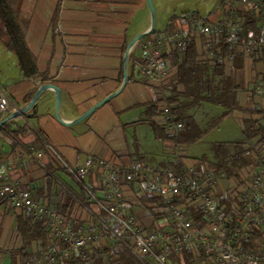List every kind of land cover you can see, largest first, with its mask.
Here are the masks:
<instances>
[{"label":"crops","instance_id":"crops-1","mask_svg":"<svg viewBox=\"0 0 264 264\" xmlns=\"http://www.w3.org/2000/svg\"><path fill=\"white\" fill-rule=\"evenodd\" d=\"M227 2L225 0L223 6ZM148 6L147 0H23L20 16L27 22L25 41L35 57L37 77L24 76L17 55L0 41V85L8 87L19 109L30 104L41 85L53 84L61 91L60 120L55 111L56 93L49 89L29 110L28 122L25 117L16 120L31 128L22 138L23 146L9 152L0 135V171L5 164L13 165L11 176L48 206L58 209L65 203L72 204L78 224L95 221L98 209L95 205L94 210L79 205L78 183L56 166L51 152L46 150L43 159H31L21 166V155L30 147L45 150L48 143L70 165H79L88 159L115 161L124 166L145 162L174 174L181 171L179 164L203 163V156L191 160L187 153L189 147L177 139L166 141L157 137L154 124L162 126L160 104L158 114L150 117L146 113L159 101L161 87L154 79L144 77L140 45H131L137 36L152 27ZM55 18L56 26L53 25ZM193 44L203 58L208 56L204 42L196 39ZM235 65V61L229 67L226 65V73L240 79V70L235 69ZM263 77L264 61L255 62L247 57L245 85L239 92L244 107L264 111V94L253 90ZM114 94L78 122L94 106ZM199 112L196 118L201 123L206 116ZM234 116L241 126L243 114ZM0 117H3L1 111ZM97 177L92 176L88 182L98 183ZM3 180L0 174V183ZM232 183L222 181L223 191L231 188ZM146 192L142 183L127 186L125 212L131 214V203H134L136 217L144 225H150L153 223L150 215L149 218L139 215L145 210L140 207V199L146 197ZM97 195L102 197V191L98 190ZM154 205L149 203L146 208H155ZM87 212L92 216L88 214L85 218ZM27 218L25 211L13 209L0 200V264H23L28 256L43 251L52 242L47 230V238H38L34 237L38 233L29 227L28 235L32 237L24 239L19 225Z\"/></svg>","mask_w":264,"mask_h":264},{"label":"built area","instance_id":"built-area-1","mask_svg":"<svg viewBox=\"0 0 264 264\" xmlns=\"http://www.w3.org/2000/svg\"><path fill=\"white\" fill-rule=\"evenodd\" d=\"M228 1L222 19L217 22L190 14L182 27L155 33L139 43L143 75L161 87V125L175 139L183 124L177 121L170 103L169 89L177 71L169 65L168 57L185 52L196 39H203L206 57L212 61L222 55V44L230 47L231 52L224 59L228 67L234 64L236 54L253 59L264 49V0ZM248 14L258 20V36L250 31L244 37ZM253 90L264 94V79ZM0 111L4 116L20 112L8 87L2 85ZM46 150L54 155L56 166L66 170L83 187L106 219L74 226L56 207L35 198L24 183L11 176L13 165L5 164L0 171L4 178L0 183V200L13 209L25 211L58 241L30 255L23 264H94L92 248L109 236L157 264H264V245L261 249L247 247L255 234L264 229V153L257 159L256 170L250 177L244 171V185L225 191L223 198L230 194L236 200L228 206L218 197L219 172L205 163L179 164L181 171L174 174L145 162L124 166L115 161L88 159L70 165L47 143L45 150L32 146L24 152L21 166L31 159H43ZM92 176L97 177L98 183L88 182ZM134 183L144 184L161 201L170 215L167 227L163 224L162 230H146L125 212L126 187ZM98 190L102 191V197L97 195ZM190 254L193 260L188 262Z\"/></svg>","mask_w":264,"mask_h":264},{"label":"trees","instance_id":"trees-1","mask_svg":"<svg viewBox=\"0 0 264 264\" xmlns=\"http://www.w3.org/2000/svg\"><path fill=\"white\" fill-rule=\"evenodd\" d=\"M22 1L0 0V41L9 51L17 55L24 76L37 77L39 74L35 57L25 41L27 22L20 16ZM224 2L225 0L223 4ZM56 20L55 18L54 26H56ZM258 30V20L253 15L248 14L244 37L247 38L250 31L258 36ZM230 52V47L222 44V55L214 61L207 57L203 58L194 44L185 52H175L169 59V65L175 68L177 72L169 92L171 93L170 103L173 104L177 121L183 124L177 140L180 144L188 147L199 144L210 131L218 128L235 113L243 114L240 119L243 137L234 142L212 143L209 148L210 155L201 158L210 168L217 170L225 181L228 183L237 182V187H241L245 182L243 172L251 165L255 147L260 150L264 149V111L250 109L241 104L239 92L245 85L244 70L247 56L244 54L235 55V69L240 70L241 74L240 79H238L237 75H227L226 73L227 66L224 59ZM253 59L255 62L264 61V49L259 56H255ZM159 104L160 101H157L154 106L148 108L146 113L150 117L158 114ZM206 105L218 106L224 111L220 115L212 117L206 126H203L197 120L196 113L204 109ZM4 119L5 117H0V121ZM16 120H12L0 128L1 138L4 144L9 147V152L23 146L22 138L31 132L27 123L20 125ZM154 129L159 139L175 140L173 136L166 133L163 126L154 124ZM249 143H255V146L248 148ZM79 188V205L84 208H91V201L83 187L79 185ZM221 201L230 206L236 200L228 194ZM159 202V199L147 195L140 199V207L144 209L149 203L156 204ZM58 210L74 225L78 224L79 221L75 218L77 212L74 211L72 204L65 203ZM149 211H151L150 216L156 219L162 214V211H155L154 209ZM27 227L30 228L29 230L38 233L34 237L47 238L48 232H46L45 227L29 217L23 225L21 223L19 225V230L24 239L28 240V237H32V235H28L30 231ZM263 245L264 229L255 234L247 247L261 249ZM91 256L94 264H154L152 259L137 255L131 246L119 243L112 236H109L101 245L93 247ZM189 257L188 262L193 260L192 254Z\"/></svg>","mask_w":264,"mask_h":264},{"label":"rangeland","instance_id":"rangeland-1","mask_svg":"<svg viewBox=\"0 0 264 264\" xmlns=\"http://www.w3.org/2000/svg\"><path fill=\"white\" fill-rule=\"evenodd\" d=\"M222 1L223 0H151L152 5H153V9H154V17L151 14L150 6H148L149 7V15H150L152 23H153V20H155V31L156 32H164L166 30L176 29V28L182 27L186 21L185 15L189 12L191 14H198V15H201L205 18H208L211 22H217L218 19L221 16H223V14L226 10V5L229 2L227 0L228 2L226 3V5L223 6ZM188 15H190V14H188ZM181 22H183V23L181 24ZM154 34H155V32L150 36H146V37L142 38L141 41L144 42L148 38H152ZM141 41H139L136 45L141 43ZM198 41L200 43L204 42L203 39L202 40L198 39ZM262 79H264V77ZM260 80L261 79H259V81ZM259 81H257V83ZM223 111L224 110L221 107L213 106V105H206L204 107V109H202L201 112H199V113H202L203 117L206 116V118H205L206 120H204V118H202L204 120L201 122L202 125L206 126V123L212 117L220 115ZM9 115L4 116V114H3V117L6 118ZM242 137H243L242 136V128L239 125V123L237 122V119L235 118V116L233 115V116L227 118L218 128L210 131L209 134L199 144L190 146L187 149V153H188V156L191 160L199 159L202 156H209L210 155L209 148H210V145L212 143H215V142H234L238 139H241ZM254 146H255V143H249L247 147L252 148ZM263 151H264V149L260 150L258 147L257 148L255 147V149L253 151L254 156L251 158V165L247 169L244 170L245 175H248L250 177V175L256 170L257 159L263 153ZM203 163H205V162H203ZM205 164L207 165V163H205ZM58 168H60V167H58ZM60 169H62V168H60ZM62 170H64V169H62ZM247 170H248V172H246ZM64 171H66V170H64ZM220 179H221V181H220L219 187H218V197L222 199L224 197V194H225V192L223 191V188H222V186H224V185H222V181L223 182H226V181H224V179L221 177V175H220ZM236 184L238 185L237 182L236 183L233 182L230 186L235 187ZM228 189H230V188H228ZM145 195L146 196L149 195V196L154 197L148 191L145 193ZM154 198H156V197H154ZM156 199H158V198H156ZM93 205L94 204L91 203V209H93L92 208ZM154 206H155V208H151V209H154L155 211L156 210L162 211V214L160 216H158V219H156L153 216H150L151 219H153V223L150 225H144L141 222V219L139 217H136L135 210L133 208V207H135V204L131 203L130 208L133 209L131 212L132 216L135 217V219H137L140 222V224H142L143 228L146 230H162L163 228L161 227V225L166 224V226L165 225L164 226L167 227V224L170 223V217H169L170 215H169L168 211L161 204V201L159 203H156V205H154ZM136 207H137V205H136ZM148 209H150V208H145V210L142 213H139L140 217L144 215L146 218H149L148 215L151 214L150 213L151 211H149ZM88 214L90 216H92L91 213L87 212V214L84 213L85 218H88V216H87ZM95 216H97V219L95 221H89L87 224H89L91 222H98L101 219H106V214L103 211H100ZM84 221L87 222V219H85ZM87 224H78V225H74V226L87 225ZM165 227H164V229H165ZM51 239H52L53 243H55V244L58 243V241L55 239V237H52V235H51ZM105 241H102L101 244ZM101 244H99V245H101ZM154 264H157V263L154 261Z\"/></svg>","mask_w":264,"mask_h":264},{"label":"water","instance_id":"water-1","mask_svg":"<svg viewBox=\"0 0 264 264\" xmlns=\"http://www.w3.org/2000/svg\"><path fill=\"white\" fill-rule=\"evenodd\" d=\"M149 6H150V9H151V14L153 15L154 17V9H153V5H152V2L151 0H147ZM154 30H155V20H153V23H152V27L149 31H147L146 33L144 34H141L139 36L136 37V39L134 40V42L132 43L131 47L136 45L139 41H141L142 38L146 37V36H150L154 33ZM128 56H129V52L127 54V59H128ZM126 85V82L124 83L123 86ZM49 89H53L56 93V117L60 120V116H59V107H60V104H61V91L60 89L53 85V84H44V85H41L40 88L38 89V91L36 92V94L34 95L32 101L30 102V104L27 106V107H24L22 109H20V112H16V113H12L10 114L8 117H6L4 120L0 121V128L12 121V120H15L17 118H20V117H26V118H29L28 117V112L29 110H31L33 107H35L37 101L39 100V98L41 97L42 93L49 90ZM115 96L114 95H110L108 98H106L105 100L101 101L99 104H97L96 106H94L90 111H88L85 115H83L78 122L84 120L85 118H87L89 115H91L97 108H99L101 105H103L105 102L109 101L110 99H112L113 97Z\"/></svg>","mask_w":264,"mask_h":264}]
</instances>
